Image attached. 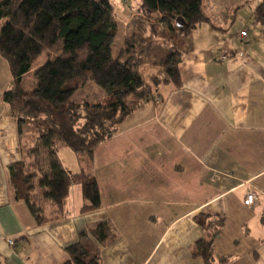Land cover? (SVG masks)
I'll list each match as a JSON object with an SVG mask.
<instances>
[{
	"label": "crops",
	"instance_id": "crops-1",
	"mask_svg": "<svg viewBox=\"0 0 264 264\" xmlns=\"http://www.w3.org/2000/svg\"><path fill=\"white\" fill-rule=\"evenodd\" d=\"M252 1L204 0L209 22L183 44L180 86L154 70L161 82L146 83L161 103L141 105L93 160L59 148L68 173L96 178L98 211L80 213L74 186L63 217L45 203L37 223L12 183L23 152L0 97V264H66V249L102 222L116 236L100 245L102 264H206L194 256L205 221L222 224L213 264H264V22L236 16Z\"/></svg>",
	"mask_w": 264,
	"mask_h": 264
},
{
	"label": "trees",
	"instance_id": "trees-1",
	"mask_svg": "<svg viewBox=\"0 0 264 264\" xmlns=\"http://www.w3.org/2000/svg\"><path fill=\"white\" fill-rule=\"evenodd\" d=\"M140 11L141 16L127 23L124 48L114 57L111 47L120 28L110 0H0V57L12 77L3 102L17 121L20 139L28 126L37 132L30 160L12 166L11 178L17 198L39 224L46 215L45 203L63 217L74 186L82 191L81 214L100 209L96 178L84 171L68 173L59 148L93 160L96 148L127 117L154 100L144 69H160L166 82L180 86L183 44L209 22L204 0H142ZM253 18L264 22V0ZM43 56L46 63L33 71ZM150 79L161 82L157 76ZM89 83L105 92L103 98L75 100ZM203 227L209 237L195 246L194 256L213 264L214 240L222 224L205 221ZM115 239L111 224L99 223L66 249V264H102L100 245Z\"/></svg>",
	"mask_w": 264,
	"mask_h": 264
},
{
	"label": "rangeland",
	"instance_id": "rangeland-1",
	"mask_svg": "<svg viewBox=\"0 0 264 264\" xmlns=\"http://www.w3.org/2000/svg\"><path fill=\"white\" fill-rule=\"evenodd\" d=\"M110 2L114 7V13L120 28L117 38L111 47L112 55L114 57H117L124 48L126 25L128 21L130 20V18L134 16H141L140 9H141L142 0H110ZM261 2L262 0H253L249 4L240 8L237 11L236 16H244L246 20H248L250 16L254 15V12L258 7V4H260ZM3 25L4 24L1 23L0 30ZM46 61H47V56L41 57L34 64L33 71H36L40 67H42L46 63ZM154 70L157 73L159 72V75L164 74V72L161 71L160 69H153V68L144 69L143 76L145 77L146 81L149 83H151L149 77L154 72ZM11 80L12 77L10 76V71L7 61L4 58L3 59L0 58V97L1 98L3 97L4 92L9 89L11 85ZM104 95L105 92L101 88H99L94 83H89L84 89H82L75 95L74 99L82 103L86 99L88 100L101 99L103 98ZM36 138H37V132L35 133L32 130V126H28L27 128H25L24 134L21 138V147L23 149V159H25L27 162L30 160L28 158V153L33 148ZM76 190H78L79 192V188ZM71 202L73 201L70 200V203Z\"/></svg>",
	"mask_w": 264,
	"mask_h": 264
},
{
	"label": "built area",
	"instance_id": "built-area-1",
	"mask_svg": "<svg viewBox=\"0 0 264 264\" xmlns=\"http://www.w3.org/2000/svg\"><path fill=\"white\" fill-rule=\"evenodd\" d=\"M240 36H241L242 38L247 37V32H245V31L241 32V33H240ZM229 58H230V57L223 55V56L220 57V61L224 62V61L228 60ZM161 101H162V100H161L160 97H155V98H154V102H155V104H157V105L160 104ZM256 199H257V198H256V195L253 194V193H250V194L247 196L246 204L249 205V206H252V205L256 202ZM8 242H9L10 245H14V242H13V241L9 240Z\"/></svg>",
	"mask_w": 264,
	"mask_h": 264
}]
</instances>
